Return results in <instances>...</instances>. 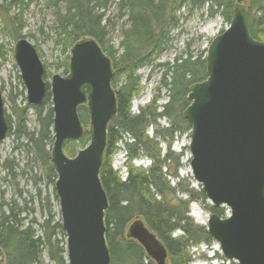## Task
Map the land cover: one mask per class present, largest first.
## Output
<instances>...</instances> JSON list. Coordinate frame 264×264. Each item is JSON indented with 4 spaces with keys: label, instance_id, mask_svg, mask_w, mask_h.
I'll return each instance as SVG.
<instances>
[{
    "label": "water",
    "instance_id": "obj_1",
    "mask_svg": "<svg viewBox=\"0 0 264 264\" xmlns=\"http://www.w3.org/2000/svg\"><path fill=\"white\" fill-rule=\"evenodd\" d=\"M231 13L228 27L207 46L204 78L188 87L182 118L190 125L191 176L210 206L229 211L225 217L210 215L209 237L236 264H264V42L249 34L250 12L242 4H235ZM13 45L27 103H43L49 86L50 162L56 172L66 264H109L104 224L108 202L99 169L107 125L116 116L110 59L97 41L79 39L69 51L68 75L54 74L46 86L34 45L25 37ZM80 106L87 108L89 141L68 157L64 143L79 141L85 132ZM8 127L0 89V143ZM125 233L155 264H166L164 245L141 220L132 221Z\"/></svg>",
    "mask_w": 264,
    "mask_h": 264
},
{
    "label": "trees",
    "instance_id": "obj_2",
    "mask_svg": "<svg viewBox=\"0 0 264 264\" xmlns=\"http://www.w3.org/2000/svg\"><path fill=\"white\" fill-rule=\"evenodd\" d=\"M206 1L224 8L221 14L229 20L233 8L231 5L239 0ZM179 2V0H46L55 15L57 33L54 42L62 46V53L67 52L64 57V73L67 72L66 62L71 47L79 39L90 37L97 41L102 51L109 57L116 75L122 77L121 84L114 91L116 116L107 125L104 160L99 169V180L108 202L104 210V224L105 243L110 256L109 264H154L145 254L142 246L126 236V228L136 219L141 220L164 245L167 253L166 264H190V247L209 241L207 230L194 224L188 215L189 203L194 200H205V197L201 191L192 188L187 190L179 186L178 188L170 186L166 181V174L162 172L163 166L170 158L168 154L163 161L148 156L152 162L144 170L129 166L139 152H142V148L147 149L146 144L150 142L144 134L147 126V121L144 119L145 106L140 108L137 114L130 113L131 99L140 88L135 72L145 62L146 57L141 56L144 48L158 51L165 45V34L170 24H173L175 17L173 13L178 8ZM246 2V9L250 12L249 34L253 39L261 40L264 38V0H246ZM22 3V0L18 2L0 0V23L3 25L4 33L13 42L24 37L21 33L25 27L21 19ZM108 4H113L118 9L119 16L125 12L129 24L127 30L121 32L120 52L116 57L114 52L105 51L102 46L106 37L105 28L109 21L104 18ZM104 21L106 24L102 25ZM1 49L2 46H0V56L5 58ZM205 69V61L202 57L190 55L183 60L177 57L171 66L166 67L161 87L167 92L168 103L163 105L159 116L170 117L177 113L180 121L190 128L187 120H184L179 112H182L189 103L188 87L194 82L203 80ZM49 96L47 92L44 102L40 105L33 106L27 103L23 109L15 110L14 120L17 139L21 137L30 145L34 160L40 163L46 183L52 186L54 194L56 172L50 162V149L54 141L51 129L53 111L51 106L43 108V105L50 100ZM157 96L159 97V94ZM12 103L11 110H14L15 101ZM25 108L34 110L37 122L35 131H29L25 127ZM78 116L82 124L88 123L86 106L78 108ZM7 120L8 132H10L12 120L8 116ZM175 126H177L176 122L172 123L170 129L172 127L175 129ZM170 129L168 130L171 131ZM125 135L130 136L132 141H124L127 149V172L121 179L117 171L111 168L110 158L116 150L115 144L119 141L122 143ZM88 141V133L85 131L78 143L75 141L64 143V153L68 157L73 156L76 152L75 147L81 148ZM8 170L7 174H9ZM179 191L187 194L189 199L177 198ZM17 195L22 196L20 191ZM36 195L40 204L39 190ZM42 200L44 208L40 207L39 210L45 211L43 219L39 222L35 218L28 220L27 214L30 211L31 214L34 213L35 208L27 206L25 199L22 200V204L12 197L7 199L4 191H0V264H66L65 236L60 219H55L50 196L46 195ZM54 200L57 201L55 194ZM206 208L210 213L222 215L221 209L208 205ZM177 231H181L182 234L179 237L173 236ZM44 253L48 261L44 259Z\"/></svg>",
    "mask_w": 264,
    "mask_h": 264
},
{
    "label": "rangeland",
    "instance_id": "obj_3",
    "mask_svg": "<svg viewBox=\"0 0 264 264\" xmlns=\"http://www.w3.org/2000/svg\"><path fill=\"white\" fill-rule=\"evenodd\" d=\"M22 1L21 19L25 23V27L21 33L30 44L36 46L42 64L45 65L43 76L44 81L48 85L54 74L62 77L66 76L63 63L67 52L62 53V46L54 42V37L57 33L55 15L53 8L46 3V0ZM179 1L177 4L178 8L173 13V16H175L173 24H170L167 34H165V45L161 46L158 51L147 47L144 48L141 56L146 57L145 62L135 72L140 88L135 97L131 99L130 113L137 114L141 105L145 106L144 119L147 121V126L144 134L149 138L150 142L146 144L147 149L142 148V152H139L137 157L140 159H136L134 162L131 161L129 166L144 170L149 166V162H152L148 156H153L163 161L166 159V154H168L170 158L163 166L162 172L166 174L165 178L170 186L177 188L179 186L187 190L192 188L200 191L201 187L191 176L189 166L191 157L188 148L191 134L190 128H188L187 124L180 121L177 113L170 117L159 116L163 105L168 103L167 92L165 88L161 87L162 76L166 71V67L171 66L177 57L183 60L184 57L190 55L191 57H202L204 59L209 42L228 27L229 20L221 14L224 8L222 9L214 3H208L206 0ZM235 3L242 4L244 7L247 6L246 0L244 2L235 1ZM235 3H232L231 6H234ZM119 14L118 9L113 4H108L104 13V18L109 19V21L105 28L106 37L103 39L102 46L105 51L114 52L115 57L120 52L121 32L127 30L129 26L126 13L122 12L121 16ZM101 24L105 25L106 21ZM260 41L264 42V38ZM13 43V40L4 33L3 25L0 23V46H2L1 51L5 55V58L0 56V89L2 90L6 115L12 120L10 132L7 133L0 143V191H4L5 198L12 197L20 204L25 199L28 203L27 206L35 208L34 213L31 214V211L28 214L26 213L29 216L28 220L35 218L38 222L45 215L44 210H39L40 207L44 208L42 199L48 195L53 205L55 219L59 220V204L54 200L55 193H52V186L46 183L45 173L40 163L34 160L30 145L21 137L17 139L14 111L18 110V108L23 109L27 101L25 98V87H23L21 77H19V69L11 55ZM165 79L168 81L166 76ZM121 81L122 77L114 72V76L111 79L114 91L119 87ZM87 92L88 89L85 90V94ZM158 94L159 97L157 96ZM12 101H15L14 110H11ZM46 106H51V97L43 105V108ZM25 109V127L29 131H35L37 122L34 117V110L31 108ZM179 113L182 115V112ZM175 122L177 123L176 128L172 127L170 129L172 123ZM83 128H85V131L89 129V120L86 125L83 124ZM123 138L127 141H132L130 136L125 135ZM75 143H78V141ZM123 145L124 142L121 143L120 141L115 144L116 150L110 158L111 168L117 171L121 179L124 178L127 172V160L124 162L123 158L125 153ZM74 150L77 152L79 147L76 146ZM147 157L149 160H147ZM6 168L9 169V174H7ZM38 190L41 194L40 204H38V195H36ZM19 191L22 195L20 197L17 195ZM180 192L177 193V198L189 199L187 194ZM206 205L210 206L207 200L200 199L192 201L188 207L189 218L193 220L194 224L203 227L205 230L212 213L206 208ZM217 209L223 210L222 215H219L220 217H225L229 214L227 207ZM181 234V231H177L173 236L179 237ZM206 246L208 249H206ZM195 248L196 250L192 249L189 251L192 253L191 264H211L204 258H208L213 253L216 257V262L219 264H236L235 261L223 257L218 242L210 237L209 241L203 242L200 248L198 246ZM44 259H46V253H44ZM46 261L48 260L46 259Z\"/></svg>",
    "mask_w": 264,
    "mask_h": 264
},
{
    "label": "flooded vegetation",
    "instance_id": "obj_4",
    "mask_svg": "<svg viewBox=\"0 0 264 264\" xmlns=\"http://www.w3.org/2000/svg\"><path fill=\"white\" fill-rule=\"evenodd\" d=\"M11 1H13V0H11ZM19 0H17V1H13V2H18ZM21 38V37H20ZM17 41V40H16ZM15 41V42H16ZM14 42V43H15ZM13 43V44H14ZM14 46V45H13ZM34 47H35V49H36V51H37V48H36V46L34 45ZM13 50V48L11 49V51ZM37 54H38V51H37ZM11 55H12V53H11ZM39 55V54H38ZM69 56H70V54H69ZM39 57H40V55H39ZM40 60H41V58H40ZM65 60V59H64ZM68 62H69V59L67 60V62H66V64H67V72H65V74H66V76L68 75V73H69V64H68ZM41 64H42V61H41ZM64 64V63H63ZM43 65V64H42ZM64 66H65V64H64ZM43 67H44V71H45V65H43ZM19 77H20V73H19ZM22 81V80H21ZM23 84V83H22ZM46 86H48L47 85V83H46ZM47 92L49 93V86H48V88H47ZM2 91V90H1ZM50 97V96H49ZM44 102V101H43ZM42 104V103H41ZM35 105H40V104H35ZM34 106V105H33ZM51 106H52V103H51ZM5 110V109H4ZM5 114H6V110H5ZM6 119H7V115H6ZM71 141V140H70Z\"/></svg>",
    "mask_w": 264,
    "mask_h": 264
}]
</instances>
